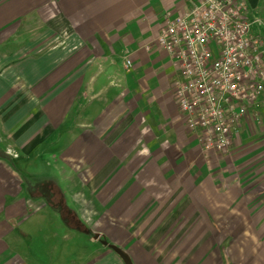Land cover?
Returning <instances> with one entry per match:
<instances>
[{
	"label": "crops",
	"instance_id": "obj_1",
	"mask_svg": "<svg viewBox=\"0 0 264 264\" xmlns=\"http://www.w3.org/2000/svg\"><path fill=\"white\" fill-rule=\"evenodd\" d=\"M192 2L0 0V264H264L263 109L206 151L154 44Z\"/></svg>",
	"mask_w": 264,
	"mask_h": 264
},
{
	"label": "built area",
	"instance_id": "obj_2",
	"mask_svg": "<svg viewBox=\"0 0 264 264\" xmlns=\"http://www.w3.org/2000/svg\"><path fill=\"white\" fill-rule=\"evenodd\" d=\"M255 24L262 21L252 18L246 0H193L186 11L163 15L154 44L171 58L174 98L206 151H230L243 124L259 119L264 38Z\"/></svg>",
	"mask_w": 264,
	"mask_h": 264
},
{
	"label": "rangeland",
	"instance_id": "obj_3",
	"mask_svg": "<svg viewBox=\"0 0 264 264\" xmlns=\"http://www.w3.org/2000/svg\"><path fill=\"white\" fill-rule=\"evenodd\" d=\"M252 4V1H250ZM250 5V4H249ZM251 8V16L254 19H260L262 21L261 25L255 24L253 25L252 29L253 32L256 34H260L264 38V0H260L258 4H252L250 5ZM51 39H56V37H51ZM17 41V39L15 40ZM18 42V41H17ZM50 42V41H49ZM262 109L264 111V105L262 106ZM264 124V117H263V122ZM258 125V123H256ZM261 136V137H259ZM258 138L264 139V132L261 135L257 134ZM56 173L52 172L51 176L55 175ZM48 221V226H49V237H51L52 232L54 231V225L52 223V220L49 218L46 220ZM56 243V244H55ZM61 243L62 245H59ZM55 244V245H54ZM86 243L84 241H79L78 239L75 240H60V239H55V238H50L49 243L43 244L42 246L45 248V254L48 256L47 264H66V259L64 256L66 253L68 254H75V255H80V258L82 259L81 261H85L86 258L88 257L87 255L89 254V251L91 247L88 245H85ZM54 245V246H53ZM59 245V246H58ZM64 248V249H62ZM62 249V251H61ZM44 253V252H43ZM62 254V255H61Z\"/></svg>",
	"mask_w": 264,
	"mask_h": 264
},
{
	"label": "water",
	"instance_id": "obj_4",
	"mask_svg": "<svg viewBox=\"0 0 264 264\" xmlns=\"http://www.w3.org/2000/svg\"><path fill=\"white\" fill-rule=\"evenodd\" d=\"M115 250L122 257L125 264H133L130 257L126 253H124L122 250L118 248H115Z\"/></svg>",
	"mask_w": 264,
	"mask_h": 264
},
{
	"label": "trees",
	"instance_id": "obj_5",
	"mask_svg": "<svg viewBox=\"0 0 264 264\" xmlns=\"http://www.w3.org/2000/svg\"><path fill=\"white\" fill-rule=\"evenodd\" d=\"M264 105V103H261V107Z\"/></svg>",
	"mask_w": 264,
	"mask_h": 264
}]
</instances>
